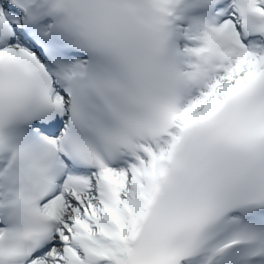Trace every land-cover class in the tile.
I'll return each instance as SVG.
<instances>
[{"label": "bare ground", "instance_id": "bare-ground-1", "mask_svg": "<svg viewBox=\"0 0 264 264\" xmlns=\"http://www.w3.org/2000/svg\"><path fill=\"white\" fill-rule=\"evenodd\" d=\"M137 190H140L141 187L137 186ZM84 195V193H82ZM131 205L134 208V211L137 212L139 209L146 208V203H143L140 200V194H138L135 198H127ZM58 210H62V208L58 207ZM117 219H118V224L114 229L111 231V236L110 239L112 243L114 244L115 247V253H118L123 247L127 244L131 234L129 232V227L132 223L135 222V217L130 216L129 218L126 216L124 211H117ZM89 249L93 250L96 249L94 246H88ZM102 254V253H101ZM107 255H102V258H105ZM98 264H110V263H105L104 261H99Z\"/></svg>", "mask_w": 264, "mask_h": 264}]
</instances>
